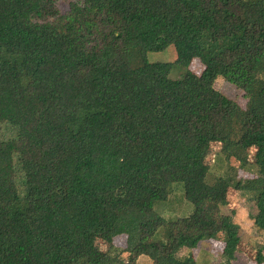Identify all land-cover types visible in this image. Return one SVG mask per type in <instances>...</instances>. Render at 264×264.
I'll return each instance as SVG.
<instances>
[{
    "label": "trees",
    "instance_id": "trees-1",
    "mask_svg": "<svg viewBox=\"0 0 264 264\" xmlns=\"http://www.w3.org/2000/svg\"><path fill=\"white\" fill-rule=\"evenodd\" d=\"M60 1L0 0V264H196L205 240L231 264L229 189L264 233V0ZM212 144L253 177L208 183ZM176 185L192 210L165 217ZM118 235L127 259L98 245Z\"/></svg>",
    "mask_w": 264,
    "mask_h": 264
},
{
    "label": "rangeland",
    "instance_id": "rangeland-1",
    "mask_svg": "<svg viewBox=\"0 0 264 264\" xmlns=\"http://www.w3.org/2000/svg\"><path fill=\"white\" fill-rule=\"evenodd\" d=\"M68 0H61L60 5L62 11L66 10ZM176 56L174 46L170 45L161 51H150L147 53L150 61H173ZM193 72L200 73L203 65L200 60L195 58L192 60L190 67ZM183 68L179 65H174L170 77L180 78L183 75ZM215 88L233 100H241V90L235 85L229 83L222 77L215 80ZM206 162L209 164V171L206 181L212 184L217 177L235 175L242 179L253 177L256 172L253 164L247 163L242 166L234 157L226 158L220 152L217 144H212L210 147ZM229 206H223L222 210L226 214H230V208L237 209L235 222L237 223L239 235L243 243L248 247V250L236 252V260L231 264H264L257 263L249 257L254 251L260 249L264 255V234L260 233L253 224L252 218V202L250 201L249 193L245 191H236L229 189L228 194ZM230 207V208H229ZM165 217H175L187 215L192 210V205L183 197V190L180 185L174 187V191L170 194L167 201L157 207ZM126 236H116L112 243L99 241L98 245L103 249H111L113 254H118L120 258L127 259L128 254L123 251L125 248ZM223 244L219 241H202L198 247L193 249H182L179 252L180 256L190 255L196 261V264H221L224 262L221 252ZM151 261L147 256H140L137 264H150Z\"/></svg>",
    "mask_w": 264,
    "mask_h": 264
},
{
    "label": "crops",
    "instance_id": "crops-1",
    "mask_svg": "<svg viewBox=\"0 0 264 264\" xmlns=\"http://www.w3.org/2000/svg\"><path fill=\"white\" fill-rule=\"evenodd\" d=\"M264 234V233H263Z\"/></svg>",
    "mask_w": 264,
    "mask_h": 264
}]
</instances>
